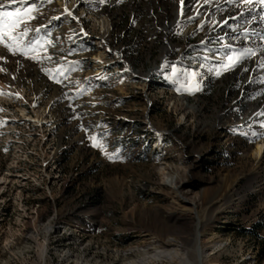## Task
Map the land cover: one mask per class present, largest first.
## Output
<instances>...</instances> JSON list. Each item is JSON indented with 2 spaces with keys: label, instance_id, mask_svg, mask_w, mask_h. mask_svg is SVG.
Instances as JSON below:
<instances>
[{
  "label": "rangeland",
  "instance_id": "obj_1",
  "mask_svg": "<svg viewBox=\"0 0 264 264\" xmlns=\"http://www.w3.org/2000/svg\"><path fill=\"white\" fill-rule=\"evenodd\" d=\"M178 2L0 0L34 17L0 41V264H264V36ZM205 37L239 48L195 90Z\"/></svg>",
  "mask_w": 264,
  "mask_h": 264
},
{
  "label": "built area",
  "instance_id": "obj_2",
  "mask_svg": "<svg viewBox=\"0 0 264 264\" xmlns=\"http://www.w3.org/2000/svg\"><path fill=\"white\" fill-rule=\"evenodd\" d=\"M220 1H222V0H220ZM208 2H209V6L205 5L204 0H202L200 2H198L196 0H183V3H181V0H179V2L177 3V7H178L177 9H179L181 15L184 13V17L183 18L180 17V18L177 19L178 13H177V10H176V13H177L176 14V18L173 21H170L169 24H173V22L175 21L173 26H171L173 28L174 26H177V25L179 26L182 23V21L193 20L194 18H197L196 16L201 15V14H203V16H205L204 14H208L209 13L210 8H211L210 3H212L213 0H208ZM191 4H197L198 5L197 9L194 12H190V10H189ZM245 5H247L248 9H249L248 11H246L247 12L246 15L249 17L248 20L250 18H252V17H255L254 20L256 19L253 22V26L255 27L253 29V32H256V34L258 36H260V35L264 36V20H263L264 19V4L260 3L259 0H254V3H252V4H246L245 3ZM186 11L188 12L187 16H185V12ZM197 11H199V13H196ZM251 13H253V14H251ZM201 20H204V18H202V17L199 18V21H201ZM249 26L251 27V25H249ZM207 39L210 40V37H205L202 41H200V42H198L196 44L200 48L204 47V49H210L209 53H204L203 52V48H201L202 50H197L196 53L188 56L189 58H186L187 60H185V59L184 60L183 59L180 60V62H181L180 63V69L182 70V72L185 69L189 72L190 68H196L198 70V74H199L198 76L201 77V81L195 80L194 84H196L195 85L196 89L198 88L199 90H201L200 88H204L205 87L206 81L208 80V78L210 76V71L208 70V68L211 67V66H214V64L219 62V61L209 62V61H206V60H199L198 62H196L192 58V56H194L196 54H201V53L205 54V55L210 54V53H212V47H221L223 45H227L228 47H230V52L228 54H226V55L221 53V52H216L215 54L217 56H219L218 54H220L222 56H227V55L232 53L233 49H238L239 48L238 45H233L234 43L233 44L227 43V44H222V45H219V46H212V45L208 44V40ZM196 44H194V45H196ZM197 49H199V48H197ZM246 49H248V48H246ZM219 57H221V56H219ZM257 57H259V56H257ZM221 58H222V60H220V62H223L225 60V58H223V57H221ZM261 62L262 61L260 60V57H259L258 64L255 63V65H254V71L257 70V68H260L259 65L261 64ZM160 70L161 69H159L158 71H160Z\"/></svg>",
  "mask_w": 264,
  "mask_h": 264
},
{
  "label": "snow or ice",
  "instance_id": "obj_3",
  "mask_svg": "<svg viewBox=\"0 0 264 264\" xmlns=\"http://www.w3.org/2000/svg\"><path fill=\"white\" fill-rule=\"evenodd\" d=\"M8 2L9 3H13V2L27 3V0H8ZM101 2L104 3L106 2V0H101ZM204 2L207 3L208 0H204ZM243 2L246 4H252L254 3V0H243ZM259 2L264 4V0H259ZM181 3H183V0H181ZM2 7L4 6L0 5V8ZM32 11H33V8L29 7L24 11L17 10L16 12H8V11L0 12V41H2L5 37H8V39L12 41L17 40L18 37L14 33L17 29L21 27L22 23L24 24V29L21 35H27V32H28L27 23L31 19H34V17H32L31 15ZM5 46L8 47V45H5ZM9 50L12 51L13 49L9 47ZM229 60L232 62V64H235L238 62V58H234V57H229ZM229 66H232V65H229ZM195 90H198V88ZM260 126L264 128V123H261ZM252 136L255 137L256 139L264 138V133L257 134L256 132H253ZM93 140H95V138H93ZM252 142L254 143L255 140H253ZM94 146H99V145L94 144ZM109 159H112V157L109 156Z\"/></svg>",
  "mask_w": 264,
  "mask_h": 264
},
{
  "label": "bare ground",
  "instance_id": "obj_4",
  "mask_svg": "<svg viewBox=\"0 0 264 264\" xmlns=\"http://www.w3.org/2000/svg\"><path fill=\"white\" fill-rule=\"evenodd\" d=\"M205 5H208L209 6V2H207V3H205ZM182 15H181V13L179 12L178 13V18H180ZM177 18V19H178ZM217 48H219V49H216V50H212V53H210V54H207V55H201V54H198V55H195V56H193L192 58L196 61V62H198L199 60H200V58L201 57H203L204 58V60H206V61H209V62H212V61H220V60H222V58L221 57H219V56H217L215 53L216 52H221V53H223V54H228L229 52H230V47H228L227 45H223V46H221V47H217ZM100 58V57H99ZM99 61H100V67L101 68H105L107 65H109V63H105L104 62V60L103 59H98ZM160 139V141L162 140L161 138H159ZM258 154L260 155L262 152H263V150H264V145H259L258 146ZM172 182L174 183L175 181H174V178H172ZM171 241V243L173 244H175L176 242H175V240L174 239H170ZM199 256L203 259V249L200 247L199 248ZM155 255L154 256H156V257H161L162 256V253L161 252H159V251H156L155 250ZM168 253V252H167ZM126 254H128V253H126ZM125 254V255H126ZM165 257H167V258H169V259H173L174 257H173V254L171 253V252H169ZM200 258V259H201ZM201 259V264L203 263L202 260ZM135 261V260H134ZM142 263V261L140 260V261H135V262H131L130 264H141Z\"/></svg>",
  "mask_w": 264,
  "mask_h": 264
},
{
  "label": "water",
  "instance_id": "obj_5",
  "mask_svg": "<svg viewBox=\"0 0 264 264\" xmlns=\"http://www.w3.org/2000/svg\"><path fill=\"white\" fill-rule=\"evenodd\" d=\"M199 260H200V262H201V259L199 258ZM200 262H199V264H200Z\"/></svg>",
  "mask_w": 264,
  "mask_h": 264
}]
</instances>
